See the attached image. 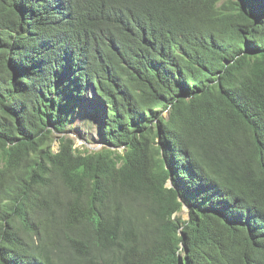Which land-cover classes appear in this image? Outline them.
Returning a JSON list of instances; mask_svg holds the SVG:
<instances>
[{"label":"trees","instance_id":"obj_1","mask_svg":"<svg viewBox=\"0 0 264 264\" xmlns=\"http://www.w3.org/2000/svg\"><path fill=\"white\" fill-rule=\"evenodd\" d=\"M0 264H264V0H0Z\"/></svg>","mask_w":264,"mask_h":264},{"label":"rangeland","instance_id":"obj_2","mask_svg":"<svg viewBox=\"0 0 264 264\" xmlns=\"http://www.w3.org/2000/svg\"><path fill=\"white\" fill-rule=\"evenodd\" d=\"M103 107L94 98L91 90H86L84 96L78 101L75 109L70 113L66 135L73 139L75 148L88 152L99 151L103 147L100 138L102 126ZM58 135H54L53 150H58ZM180 216L188 218L187 208L183 207Z\"/></svg>","mask_w":264,"mask_h":264},{"label":"water","instance_id":"obj_3","mask_svg":"<svg viewBox=\"0 0 264 264\" xmlns=\"http://www.w3.org/2000/svg\"><path fill=\"white\" fill-rule=\"evenodd\" d=\"M167 186H170V184H168ZM185 208H187L186 206H184Z\"/></svg>","mask_w":264,"mask_h":264},{"label":"bare ground","instance_id":"obj_4","mask_svg":"<svg viewBox=\"0 0 264 264\" xmlns=\"http://www.w3.org/2000/svg\"><path fill=\"white\" fill-rule=\"evenodd\" d=\"M96 19V18H95Z\"/></svg>","mask_w":264,"mask_h":264}]
</instances>
